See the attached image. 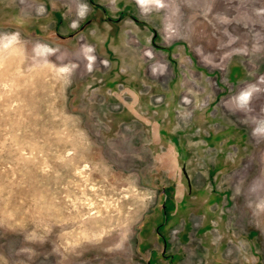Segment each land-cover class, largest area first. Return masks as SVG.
<instances>
[{
    "label": "rangeland",
    "instance_id": "rangeland-1",
    "mask_svg": "<svg viewBox=\"0 0 264 264\" xmlns=\"http://www.w3.org/2000/svg\"><path fill=\"white\" fill-rule=\"evenodd\" d=\"M263 112L264 0H0V264H264Z\"/></svg>",
    "mask_w": 264,
    "mask_h": 264
},
{
    "label": "crops",
    "instance_id": "crops-1",
    "mask_svg": "<svg viewBox=\"0 0 264 264\" xmlns=\"http://www.w3.org/2000/svg\"><path fill=\"white\" fill-rule=\"evenodd\" d=\"M159 71H160V69H159ZM159 71H158V72H159ZM160 77H162V76H160ZM238 95H239V94H238ZM238 95H237V96H238ZM236 99H237V98H236ZM248 103H249V100H248Z\"/></svg>",
    "mask_w": 264,
    "mask_h": 264
},
{
    "label": "bare ground",
    "instance_id": "bare-ground-1",
    "mask_svg": "<svg viewBox=\"0 0 264 264\" xmlns=\"http://www.w3.org/2000/svg\"><path fill=\"white\" fill-rule=\"evenodd\" d=\"M264 113V112H263Z\"/></svg>",
    "mask_w": 264,
    "mask_h": 264
}]
</instances>
